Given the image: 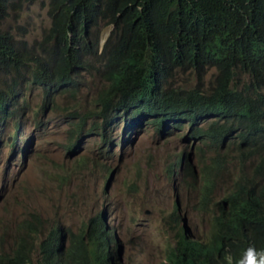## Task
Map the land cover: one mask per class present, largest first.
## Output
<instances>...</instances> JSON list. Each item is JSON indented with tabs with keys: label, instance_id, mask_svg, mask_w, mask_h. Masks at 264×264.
I'll return each mask as SVG.
<instances>
[{
	"label": "trees",
	"instance_id": "obj_1",
	"mask_svg": "<svg viewBox=\"0 0 264 264\" xmlns=\"http://www.w3.org/2000/svg\"><path fill=\"white\" fill-rule=\"evenodd\" d=\"M35 1L0 0V22ZM47 7L51 24L36 46L0 28V131L28 81L50 95L97 58L104 131L116 119L145 120L158 131L185 123L202 144L227 141L236 152L234 181L214 204L208 238L180 233L167 264H221L226 250L238 257L257 240L264 249V0H48ZM102 23L111 26L103 44ZM182 73L186 84L177 81ZM225 167V155L202 164L199 209H209ZM42 225L37 215L24 221L0 264H114L101 215L81 232L52 227L38 243Z\"/></svg>",
	"mask_w": 264,
	"mask_h": 264
},
{
	"label": "rangeland",
	"instance_id": "obj_2",
	"mask_svg": "<svg viewBox=\"0 0 264 264\" xmlns=\"http://www.w3.org/2000/svg\"><path fill=\"white\" fill-rule=\"evenodd\" d=\"M47 3L25 5L0 28L36 46L51 24ZM110 29L100 24L101 44ZM90 62L70 86L50 95L28 81L23 96L10 104L16 114L5 120L0 137V251L14 250L32 215L43 224L38 243L52 227L81 232L101 215L110 229L114 264H162L182 223L192 238L209 234L214 204L232 184L235 153L227 141L201 145L185 123L158 132L145 120L125 126L116 119L104 131L97 103L106 86L102 61ZM177 81L190 80L182 73ZM218 153L226 154L229 164L209 209L201 211L200 163ZM183 158L184 165L174 166ZM174 212L178 222L171 219Z\"/></svg>",
	"mask_w": 264,
	"mask_h": 264
},
{
	"label": "clouds",
	"instance_id": "obj_3",
	"mask_svg": "<svg viewBox=\"0 0 264 264\" xmlns=\"http://www.w3.org/2000/svg\"><path fill=\"white\" fill-rule=\"evenodd\" d=\"M24 101V100H23ZM14 110V109H13ZM15 111V110H14ZM15 114H16V111H15ZM14 114V115H15ZM10 117H12V116H10ZM145 122H148V121H145ZM149 123V122H148ZM151 124V123H150ZM152 125V124H151ZM168 125V124H167ZM170 125V124H169ZM168 125V126H169ZM153 126V125H152ZM171 126V125H170ZM3 128L5 127V123L3 124V126H2ZM154 127V126H153ZM155 128V127H154ZM168 127H166L165 129H167ZM156 129V128H155ZM157 130V129H156ZM1 131H2V128H1ZM1 131H0V137H1ZM158 131V130H157ZM162 130H160V131H158V132H161ZM191 135V134H190ZM15 137H16V139H15V137H14V146H16V143H17V140H18V134H16L15 133V135H14ZM192 137V136H191ZM193 138V137H192ZM194 139V138H193ZM195 139H197V138H195ZM197 140H199V139H197ZM226 141H224L223 143H225ZM200 143H201V145H206L208 142H206L205 144H202V142L200 141ZM228 143V142H227ZM209 145H214V144H211V143H209ZM228 145H230L229 143H228ZM230 146H232V145H230ZM232 149H233V151H234V153H235V155H234V161H231L230 163H234V167H235V171L233 172V175H232V183H233V181H234V175H235V173H236V165H235V160H236V152H235V150H234V148H233V146H232ZM218 155H221V156H223V154H220V153H218V154H216L214 157H216V156H218ZM225 156H226V154H224ZM211 158H213V157H211ZM210 159V158H209ZM209 159H207V160H203L201 163H200V170H201V167H202V164L204 163V162H206V161H208ZM179 162V164L180 165H184V158L183 159H178V160H176L175 162H174V166L177 164ZM229 163H227V158H226V167H227V165H228ZM226 167H225V169H226ZM223 172L224 171H222V172H220L218 175H217V177H216V182H215V187H214V190H215V188L219 185V182H220V178H221V176H222V174H223ZM232 185V184H231ZM231 185H230V188L228 189V191L225 193V195L223 196V198L221 199V200H218V201H216V202H221V201H223L224 200V198L229 194V192H230V190H231ZM199 210H201V211H207L208 209H204V210H202V209H199ZM216 210H217V207H215V210H212L211 211V219H210V221H212L213 220V217H214V213L216 212ZM147 213H149V212H147ZM175 216V212L174 213H172V215H171V219H172V221L173 222H178V219L176 218V217H174ZM181 219V218H180ZM184 220V219H183ZM106 224V223H105ZM106 228L108 229V227L106 226ZM211 228V227H210ZM109 231H110V229H108ZM210 231L211 230H209V234H210ZM184 234L185 236H187V237H189V238H191V239H194V240H199V241H204V240H206L207 238H208V236H209V234L204 238V239H197V238H192V237H190L188 234H187V232H186V230H185V226H184V224L182 223V226L180 227V232H179V229H178V227H177V232H176V239H177V235H179V234ZM261 240H257V241H255L254 243H253V245H249L248 247H246L245 249H243V250H241V252H240V255L238 256V257H234L233 255H232V253H231V251H229V250H226L225 251V254H224V256H223V258H222V261H221V264H264V249H257L256 247H255V245L256 244H258L259 242H260ZM111 242V241H110ZM110 244V243H109ZM175 244H176V240H175V243H174V245H173V247L175 246ZM173 247H172V250H173ZM111 249V248H110ZM172 250H171V252H172ZM170 252V253H171ZM169 253V254H170ZM169 260V258L167 257V260L164 262V263H162V264H167V261Z\"/></svg>",
	"mask_w": 264,
	"mask_h": 264
}]
</instances>
